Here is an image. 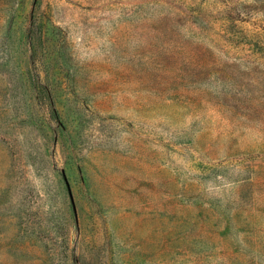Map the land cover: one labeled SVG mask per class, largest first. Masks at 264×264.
I'll return each mask as SVG.
<instances>
[{
	"label": "rangeland",
	"instance_id": "374dc122",
	"mask_svg": "<svg viewBox=\"0 0 264 264\" xmlns=\"http://www.w3.org/2000/svg\"><path fill=\"white\" fill-rule=\"evenodd\" d=\"M262 48L264 0H0V264H264Z\"/></svg>",
	"mask_w": 264,
	"mask_h": 264
},
{
	"label": "trees",
	"instance_id": "16d2710c",
	"mask_svg": "<svg viewBox=\"0 0 264 264\" xmlns=\"http://www.w3.org/2000/svg\"><path fill=\"white\" fill-rule=\"evenodd\" d=\"M194 14H192L191 16V24H193V18H194ZM188 18V22L190 20V17L186 16ZM222 17H230L229 15H222ZM193 27V26H191ZM199 27V26H198ZM194 28V27H193ZM235 32V35L231 38H225L226 41H231V44H236V45H239L241 43L243 44H253L254 43V40L249 38L248 35L243 31V30H237V31H234ZM258 43V42H257ZM262 52H264V48H262Z\"/></svg>",
	"mask_w": 264,
	"mask_h": 264
}]
</instances>
